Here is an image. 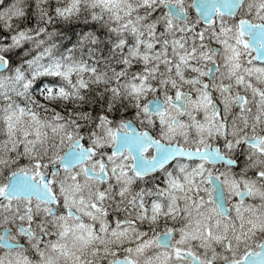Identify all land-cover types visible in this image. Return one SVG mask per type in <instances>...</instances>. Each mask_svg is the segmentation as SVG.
<instances>
[{"label":"snow or ice","instance_id":"obj_1","mask_svg":"<svg viewBox=\"0 0 264 264\" xmlns=\"http://www.w3.org/2000/svg\"><path fill=\"white\" fill-rule=\"evenodd\" d=\"M0 264H264V0H0Z\"/></svg>","mask_w":264,"mask_h":264}]
</instances>
